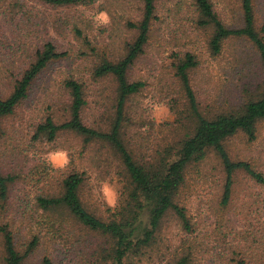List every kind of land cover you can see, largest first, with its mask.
I'll return each instance as SVG.
<instances>
[{"label":"rangeland","instance_id":"374dc122","mask_svg":"<svg viewBox=\"0 0 264 264\" xmlns=\"http://www.w3.org/2000/svg\"><path fill=\"white\" fill-rule=\"evenodd\" d=\"M12 1L0 0L2 96L13 91L17 75L29 67L36 48L47 39L54 40L67 55L49 64L34 82L27 100L3 122L0 169L19 172L22 178L12 185L6 209L0 206V222L6 212L23 213L40 187L50 191L56 188L55 180L45 186V169L51 166L84 172L81 198L90 210L106 217L107 209L120 203L125 187L117 156L106 144H86L70 131H61L51 143H32L30 128L49 113L57 119L66 117L70 100L62 80L67 77H79L87 84L88 121L95 127L109 128L117 82L111 76L95 77L94 68L101 60L115 61L126 52L127 43L137 35L130 23L142 18V3L103 0L90 6L56 8L22 0L30 4L29 10L34 6L33 16H39L34 25L28 15L22 17L17 9L12 11ZM211 2L226 24H242L239 0ZM255 9L256 19L261 22L264 0H255ZM198 17L195 0L157 1L149 42L130 71L131 78L146 82L127 103V112L134 122L124 133L127 140L134 142L133 149L139 155L146 153V148L153 152L164 148L193 129L189 105L176 76V65L188 50L199 61L191 71V82L203 112L239 106L262 78L258 54L250 42L231 38L222 52L214 55L209 49L213 29L199 25ZM73 23L84 30L83 38L72 31ZM226 147L232 159L249 161L264 175V120L258 123L255 140L250 141L239 132L227 140ZM224 184V168L213 150L203 160L190 164L178 201L185 207L191 230L184 229L177 215L170 212L157 242L144 256L135 258L134 264H173L175 256L184 251L193 253V264H237L238 260L264 264V184L239 170L234 175L228 202H224ZM101 241L103 238L94 236L82 244L85 247L81 252L86 256L82 264L94 260L91 253ZM1 254L0 240V261ZM43 256L44 249L39 247L27 264H42ZM68 261L62 264H69Z\"/></svg>","mask_w":264,"mask_h":264},{"label":"trees","instance_id":"16d2710c","mask_svg":"<svg viewBox=\"0 0 264 264\" xmlns=\"http://www.w3.org/2000/svg\"><path fill=\"white\" fill-rule=\"evenodd\" d=\"M33 1L56 8L90 6L103 2ZM140 1L142 18L130 23L137 30V35L127 43L126 52L115 61L103 59L94 68L95 77L111 76L117 82L109 128L95 127L88 121L87 84L79 77L62 80L70 100L66 117L57 119L49 113L33 122L30 128L32 143H51L61 131H70L81 136L86 144L94 141L106 144L117 156L123 169L125 187L120 203L108 208L106 217L99 216L81 198L84 172H67V168L52 166L46 168L45 186L54 184L55 180L56 188L50 191L49 188L40 187L23 213L6 212L0 222V264H27L39 247L44 249L42 264H62L67 260L69 264H82L81 261L86 257L81 252L85 247L82 244L94 236L103 238V242L96 244L91 253L94 260L90 264H134L135 258L144 256L157 242L158 232L170 212L177 215L184 229L191 230L190 220L185 207L178 201V194L186 181L189 165L203 160L209 150L217 154L224 168V202L231 198L234 175L239 170L246 171L264 184V175L260 171L249 161L232 159L226 147L227 140L239 132L245 133L250 141L255 140L258 123L264 120V19L261 22L256 19L255 0H239L242 16L240 26L226 24L215 11L211 0H195L199 11L197 23L213 29L209 41L212 54H220L231 38L245 39L254 46L262 69V78L255 90L237 107L203 112L191 82V71L198 66L199 61L196 54L188 50L176 65V76L189 105V120L193 123V129L164 148L154 152L146 148V153H141V156L133 149L134 142L127 140L124 133L125 128L134 122L127 112V103L141 91L146 82L131 78L130 71L149 42L158 0ZM29 5L22 0H14L10 8L12 11L17 9L22 17L28 15L36 25L39 16L32 15L35 8L31 6L29 10ZM71 27L76 37H84V30L77 23ZM66 55L67 51H61L52 39H47L36 48L35 59L17 75L13 91L6 97L0 93V133L3 132L4 120L14 115L27 100L34 82L49 64ZM21 178L19 172L0 169V206H7L11 187ZM40 179L42 177L38 182ZM34 180L35 176L31 181ZM34 184L37 185L36 182ZM145 215L147 220L144 219ZM173 264H193V253L184 251L182 255L175 256ZM237 264L247 263L238 260Z\"/></svg>","mask_w":264,"mask_h":264}]
</instances>
